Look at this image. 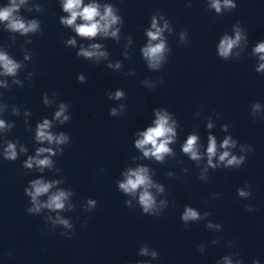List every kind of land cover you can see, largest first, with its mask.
<instances>
[{"label": "clouds", "instance_id": "9594fccd", "mask_svg": "<svg viewBox=\"0 0 264 264\" xmlns=\"http://www.w3.org/2000/svg\"><path fill=\"white\" fill-rule=\"evenodd\" d=\"M27 0H9L8 5L5 7H0V23H3L6 29L10 32H18L21 35H27L29 33H37L40 31V24L37 20H25L18 13L21 6L25 5ZM236 4L233 0H209V7L214 9L217 14L222 12V9L231 10L236 8ZM63 11L68 13L67 17H61L60 23L71 27L74 29L76 34L82 38L92 39L97 35H102L104 37L111 36L112 38L118 39L119 28L113 29V26L120 22V17L114 12L111 5H104L103 12H101V6L95 2L84 4V0H63ZM190 7V5H189ZM163 18V17H161ZM82 21L81 23H76L77 20ZM165 30L171 31L169 23L165 20L163 26H159L156 16L152 17L151 28L147 30L146 35L148 37L147 45L141 49L143 57L148 63V67L153 70H157L161 67L162 63L165 61V53L168 51L166 46V41L163 37ZM234 36H229L225 34L218 45V55L223 59H228L233 55V49L239 47L240 42L247 41V34L241 29L239 24L233 26ZM186 32H181L180 42L183 44L186 41ZM158 41V42H157ZM156 42V43H153ZM75 39H69L66 41L67 45L75 46ZM102 46L100 44H92L90 47H81L78 56L84 57L86 59H96L99 61L100 58H107V53L102 51ZM253 54L256 55L260 61L255 71L257 73H264V41H261L255 45L253 48ZM236 55H239L238 53ZM30 56H25V59H30ZM21 67L19 63L9 58V56L0 52V68L3 69L0 75L5 76H15L17 70ZM109 67L119 68V63L115 65H109ZM77 79L83 83L85 77L79 75ZM19 83V81H16ZM0 86L6 87V82H0ZM111 95V94H110ZM124 96V93L117 90L113 99H120ZM44 103L50 104L51 101L48 100L47 95L44 97ZM70 105L68 103H60L58 110L54 114V119L59 121L61 124L69 122L71 117L66 114ZM261 104L259 102H254L251 105V115L257 117L256 114L261 111ZM15 111V110H14ZM156 119L154 121L155 126L147 128L146 131L141 132L140 138L136 140L135 146L143 152L144 157H154L157 161H163L166 154H171V149L169 144L173 142L176 136L175 131V121H171L170 116L167 111L154 110ZM110 115H117V109L113 108L110 111ZM264 118V117H259ZM213 125L208 124L211 128ZM11 128L12 125H6L3 120H0V129ZM52 127V122L48 119H44L43 122L36 125L35 139L44 143L47 142L49 145L55 144L57 146L65 145L70 143V137L65 133L54 134L50 131ZM224 130L227 131L228 125H224ZM198 136L190 135L187 141L183 145V152L188 154L192 160L199 161L201 159V154L199 152ZM150 146V147H149ZM237 146V141L233 140L231 136L226 137L222 143L219 145L220 149L224 151L219 153L218 159L220 164H223L226 168H239L246 160V155H235L232 154L229 149L235 148ZM21 152H25L26 149L21 147ZM57 151L63 152L62 148H58ZM241 153H248L253 151L251 145L243 144L240 145ZM47 153L48 155H45ZM207 153V166L213 169L217 168L219 165L213 163V158L218 155V145L215 136H208V146L206 149ZM57 152L51 147H40L36 150L35 156H30L24 162L23 167L26 169H32L35 166L40 172H43L45 168L53 167V160L51 156L56 155ZM16 145L12 142L7 144L4 150V159L8 161H15L17 159ZM43 158H40L42 157ZM206 171V169H205ZM124 179L118 182L119 190L126 195L136 197L138 194V204L143 214L150 216H160L162 210L167 207L166 201H160L157 203L155 195L150 191V189L155 188L157 192H164L163 186L153 182L149 175V169L144 166L137 167L135 169H128L123 173ZM202 179H206L203 173L201 174ZM61 180L46 181L44 179H34L29 182V186L24 189V193L30 198V207L27 208L28 214H39L42 210H48L50 212L57 213L53 218L48 216L47 220L55 225H61L66 229H71L72 224L68 219L63 218L58 213L67 210H71L74 205L71 203H66L69 201L72 193L71 191H66L63 189H57L56 191H51L57 185H59ZM237 193L241 198L248 199L252 195V186L246 183L245 188H238ZM219 196V194H216ZM47 196L46 200H41L40 198ZM126 204L130 207L131 201H127ZM97 206V201L89 199L87 201V210L91 211ZM248 211H254V207L249 205ZM209 215V213H204L202 217L201 214L192 207L186 206L182 215L181 220L187 226L189 221H197L204 219ZM208 228L215 227L220 229V224L213 225L211 222L207 225ZM64 235V233H61ZM69 239L71 237H68ZM218 241H213L217 243ZM203 251V246L200 247ZM140 256H148L156 258L158 256L157 251L152 250L149 252L147 245L143 246L139 250ZM137 264H144V262L138 261ZM223 264H233V260L229 256L223 258ZM235 264H242L241 260H237ZM253 264H259V260H254Z\"/></svg>", "mask_w": 264, "mask_h": 264}]
</instances>
